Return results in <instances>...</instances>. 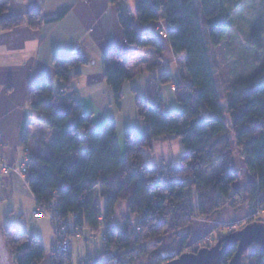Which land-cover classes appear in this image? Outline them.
Returning a JSON list of instances; mask_svg holds the SVG:
<instances>
[{
    "label": "trees",
    "instance_id": "1",
    "mask_svg": "<svg viewBox=\"0 0 264 264\" xmlns=\"http://www.w3.org/2000/svg\"><path fill=\"white\" fill-rule=\"evenodd\" d=\"M134 1L133 16L126 0H111L119 7L128 44L138 50L154 49L161 60V38L138 36L134 19L142 24L163 19L173 52L186 55L189 78L176 91L180 113L166 114L159 92L162 85L174 83L173 77L165 73L153 78L151 95L136 100L147 136L138 139L127 134L122 154L116 141V125L108 123L101 132L94 133L92 117L84 114L78 101L72 83L80 76L79 66L84 63L79 57L54 61L58 89L42 81L31 86L27 94L34 121L59 132L53 154L35 157L27 183L38 206H48L56 199L61 219L66 222L92 232L105 224L107 240L103 245L109 253L103 260L88 264H139L150 258L154 260L149 264H164L196 244L191 241L190 230L194 219L209 218L227 207L244 204L254 216L264 206V64L254 75L232 84V98L224 107L209 49V45L222 46L232 27L233 9L247 0ZM9 5L10 0H0V15L8 11ZM26 22L37 27L40 18L37 13L28 18H7L2 26L14 29ZM263 39L264 29L257 30L252 35V46L262 50ZM129 63L115 52L104 59L105 78L118 105L124 85L132 79ZM175 139L181 140L186 149L179 165H146V151L155 153L158 144ZM236 149L246 158L251 176L245 185L240 182V170L233 165ZM68 155L74 157L68 159ZM100 187L104 189L100 197L107 200L104 209L96 202ZM120 202L126 203L128 210L123 224L115 222ZM256 220L250 218L247 224ZM3 234L15 264H41L48 257L40 238L12 224ZM250 250L249 264H264V251L258 245ZM235 253L234 247L222 264H229ZM51 260L52 264L68 262L58 255L51 256Z\"/></svg>",
    "mask_w": 264,
    "mask_h": 264
},
{
    "label": "crops",
    "instance_id": "2",
    "mask_svg": "<svg viewBox=\"0 0 264 264\" xmlns=\"http://www.w3.org/2000/svg\"><path fill=\"white\" fill-rule=\"evenodd\" d=\"M126 2L134 16L135 1ZM32 13H37L40 18L37 27L28 22L14 29L2 26L3 19L28 18ZM62 13L63 17H59ZM134 26L138 36L150 34L161 38L164 45L161 60H158L154 49L138 50L128 44L120 22L119 7L111 0H10L8 11L0 15V162L21 167L25 162V148H29L35 157L53 154L59 132L34 121L27 94L31 86L42 81H49L58 89L59 81L54 68L56 59L77 56L83 60L84 63L79 66L81 74L72 86L84 114L92 117L94 133L101 132L108 123H114L116 141L122 154L127 134L138 139L147 136V127L138 115L137 97L148 98L152 93L153 78L162 74H170L174 84L187 82L189 75L186 55H176L169 40L162 37L161 28H167L163 19L149 24L134 19ZM110 52L130 61L128 72L132 79L123 87L120 105L116 103L104 74V59ZM177 57L178 62H175ZM159 92L164 98L166 114L182 111L172 83L162 85ZM177 141L172 140V144L180 143ZM166 143L169 142L158 144L155 153ZM178 146L181 158L186 149L183 150L181 144ZM155 153L150 152L151 155ZM73 157L67 156L68 159ZM163 160V164L153 167L166 164L167 161ZM175 162L178 161L172 165ZM250 180L247 177L243 184ZM25 203L28 205L26 210ZM27 208L32 211V216L38 208L27 179L20 173H4L0 168V219L11 220L16 215L24 217L29 212ZM249 216L250 207L244 204L235 209L226 208L208 219L198 218L190 227L192 242L211 233H220L223 229L218 228L220 224L247 220ZM36 234L33 236L40 238L45 246L43 235ZM55 241L56 237L54 242L50 241L52 249L41 264H52L50 255Z\"/></svg>",
    "mask_w": 264,
    "mask_h": 264
},
{
    "label": "rangeland",
    "instance_id": "3",
    "mask_svg": "<svg viewBox=\"0 0 264 264\" xmlns=\"http://www.w3.org/2000/svg\"><path fill=\"white\" fill-rule=\"evenodd\" d=\"M132 1V0H131ZM135 4V3H134ZM229 7H232V2H229ZM135 6V5H134ZM232 27L231 30L226 37L224 43L219 48H212L209 45L212 62L216 71V79L220 88V100L222 106H226L229 99H231L232 92V84L237 82L240 79L248 78L254 75L259 68L264 64V39H263V48L262 50H257L252 46L251 40L252 35L259 29H264V0H247L241 6L233 9L232 11ZM167 30L165 28H161V34H165ZM168 40V39H167ZM175 62H178V57L174 58ZM181 84H172V90L174 92L177 91L178 86ZM178 140V139H177ZM173 143L172 141L163 145L162 148L158 150L155 155H151L149 151L145 153V163L148 166H155L159 164H163V159L167 161V164L172 165L174 161V165L177 163L180 164L181 158L179 157V146L185 147L181 140ZM238 149L235 150L233 165L243 170L241 173L240 182L242 185L247 180V177L251 178L249 173L247 172V167L245 166V160L243 153ZM241 165V166H239ZM104 192L103 188H98L96 191V202L99 203L100 207L104 209L107 200L102 199L100 196ZM28 207L25 203L24 209ZM231 208V207H227ZM226 209V208H225ZM235 209V208H233ZM26 210V209H25ZM224 210V209H223ZM27 211L29 209L27 208ZM222 211V210H221ZM31 213V214H30ZM216 214V213H215ZM128 210L126 203L120 202L118 204L116 214H115V222H119L123 224L127 221ZM213 216V215H212ZM211 216V217H212ZM254 216H249L247 220L239 221L236 223H226L220 224L218 228L222 231L220 233H211L207 238H210V242L206 245V247L214 246L221 238L229 235L232 232L242 229L250 218ZM203 219H208L204 217H200ZM210 218V217H209ZM260 222L264 223V213L257 217ZM198 219V218H196ZM194 219V220H196ZM258 221V220H256ZM11 222L16 225L17 230L21 232H28L30 235H35V233H40L44 237V243L48 253L52 249V244L55 238V230L53 223L48 218H43L40 220L35 219L32 216V211L26 212L25 216L16 215L13 219L8 220L3 217L0 219V264H15L13 258L6 247L5 237L3 234V230L8 227ZM193 223V222H192ZM237 225V228L234 229L233 224ZM101 227L96 232H92L90 230L85 231V234L81 239H73L72 245L73 250L69 258L67 259V264H88L89 261L95 263L97 261L103 260L106 258L109 252L105 251L103 243L106 242V226L104 223H101ZM192 225V224H191ZM191 227V226H190ZM224 230V231H223ZM36 231V232H35ZM36 234V235H37ZM191 241L192 238H191ZM198 242V241H197ZM196 242V244H197ZM197 245H189L185 249V253H192L194 249H196ZM54 248V247H53ZM253 249V248H252ZM251 251H247L243 257L242 264H249L248 258L251 254ZM53 255H50V257ZM170 256L166 255L168 258ZM152 259V260H151ZM154 258L144 259L139 264H149L153 261Z\"/></svg>",
    "mask_w": 264,
    "mask_h": 264
},
{
    "label": "built area",
    "instance_id": "4",
    "mask_svg": "<svg viewBox=\"0 0 264 264\" xmlns=\"http://www.w3.org/2000/svg\"><path fill=\"white\" fill-rule=\"evenodd\" d=\"M162 37L164 39H168L167 32L163 34ZM24 156H25V162L19 168L15 166L14 167L9 166L6 162H0L1 171L4 173H10V172L20 173L27 179L29 172L31 170V164L34 161L35 156L32 154L29 148H25ZM56 202H57L56 199H54L48 206L45 205L38 206V208L33 212V217L37 220L43 218H48L51 220V222L54 225L55 237H56L55 245L51 252V255L53 256L58 255L64 257L65 259H68L73 250L72 240L81 239L84 231H86L87 229L81 226H77L74 223H68L65 220L61 219V215L57 209ZM263 213H264V206L260 208V210L254 215V217L257 218ZM233 225L235 229L239 224L237 223ZM209 242H210V238L205 237L199 240L195 245H197L196 248L200 250L202 248H205Z\"/></svg>",
    "mask_w": 264,
    "mask_h": 264
},
{
    "label": "water",
    "instance_id": "5",
    "mask_svg": "<svg viewBox=\"0 0 264 264\" xmlns=\"http://www.w3.org/2000/svg\"><path fill=\"white\" fill-rule=\"evenodd\" d=\"M258 245L264 251V223L255 221L242 229L221 238L214 246L205 247L197 252L184 253L164 264H222L226 254L236 248L229 264H242L245 253Z\"/></svg>",
    "mask_w": 264,
    "mask_h": 264
}]
</instances>
